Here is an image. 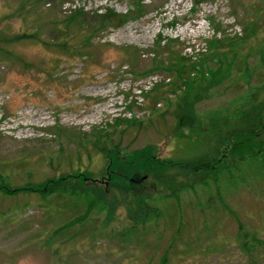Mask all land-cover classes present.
Instances as JSON below:
<instances>
[{
	"label": "rangeland",
	"instance_id": "374dc122",
	"mask_svg": "<svg viewBox=\"0 0 264 264\" xmlns=\"http://www.w3.org/2000/svg\"><path fill=\"white\" fill-rule=\"evenodd\" d=\"M74 9L83 10L67 25L78 31L77 41L86 38L79 29L99 26L96 12L112 9L126 14V20L94 30L84 55L69 57L55 49L66 35L57 26H65ZM245 22L257 32L250 42L233 45L240 51L228 59L233 72L222 70L225 59L212 58L202 66L221 71L201 81L203 97L195 105L200 119L242 105L258 80L255 73L243 75L246 66L264 73V0H205L197 5L194 0H0V39L22 33L40 38L14 42L10 49L17 57L0 56V176L5 183L0 184V264H264V178L239 182L234 173L236 184L226 191L221 187L228 208L211 182L196 194L181 192L177 200L161 198L167 191L153 192L163 218L128 235L123 233L122 200L116 201L108 224L102 223L103 211L75 222L84 215L81 201L9 192L78 168L91 171L92 179L110 189L111 177L100 174L104 160L87 142L97 131L124 151L148 144L161 158L202 154L193 138L175 134L173 100L179 91L173 86L182 82L164 69L144 76L131 71L140 73L165 58L154 46L158 34L177 39L173 49L193 60L199 50L209 52L203 40L213 36L214 27L232 37L243 32ZM67 37V44L76 40ZM258 43L259 49L249 51ZM155 82L162 86L144 97L140 89ZM117 116L140 119L144 127L114 128ZM189 130L194 127L184 132ZM239 223L257 232L248 250L237 241Z\"/></svg>",
	"mask_w": 264,
	"mask_h": 264
},
{
	"label": "trees",
	"instance_id": "16d2710c",
	"mask_svg": "<svg viewBox=\"0 0 264 264\" xmlns=\"http://www.w3.org/2000/svg\"><path fill=\"white\" fill-rule=\"evenodd\" d=\"M203 1L205 0H194V4L197 5ZM82 11V9H74L70 12V18L65 21L66 25L57 26L60 33L66 34L65 39L55 48L61 54L67 53L69 57L84 55L81 51L87 48V43L92 38L94 30H98L111 22L119 25L126 20V14L116 13L112 9L96 12L95 23L99 26H87L85 29H79L86 34V38L77 41L78 31L70 29L71 27L67 25L74 23L76 20L74 18L83 14ZM242 31L241 34L230 37L222 29L217 26L214 27L213 36L203 40L209 52L205 53L206 51L199 50L197 58L193 60L173 49L177 45V39L162 37L158 34L154 46L156 52L165 58L156 61L155 66L142 70L140 73L135 70L131 71L133 75L144 76L153 73L158 68L164 69L169 73H174L179 83L182 82L180 86L176 84L173 86L179 91L173 100V117L175 118V128L178 129L175 134L180 138H193L195 140L193 145H200L203 149L202 154L192 157L171 156L161 158L154 154L153 146L148 144L146 147L124 151L118 143L113 144L111 138L107 137L105 133L97 131L93 138L87 142L90 143L91 149L104 160L100 174H106L108 179L109 176L111 177L112 187L110 189L101 187L99 180L92 179L93 173L91 171L78 168L68 171L65 175L60 174L55 178H45L40 182L13 187L11 191L6 190V192H37L41 200L58 195L59 197L67 196L69 199L81 201L86 205L84 215L75 218V222L88 217L92 212L100 213L103 211L105 218L102 223L108 224L114 218L113 212L117 207L115 206L116 201L122 200L126 218L123 233L126 235L148 224H157L163 218V210L153 204L157 198L153 192L167 191V195H162L161 198L168 196V198H176L177 200L178 194L181 192L190 191L196 194L197 188L209 186L211 182L215 186L217 198L223 207L228 208L220 194L221 187L223 191L233 187L236 184L235 174L239 182L250 177L264 178V73L261 74L256 66L255 68L246 66L242 70L243 75L247 77L254 73L257 74L258 80L248 90L247 97L241 106L239 103L240 108L237 106L235 109H228L226 112H212L206 118L200 119L196 114L195 105L203 97L201 81L208 79V77L214 78L216 71H221L220 69L204 71L203 64L208 63L212 58L225 59L228 64L224 65L222 70L230 75L233 70L231 61L228 59L232 60V57L240 52H237L236 48L238 47L233 45L250 42L252 35H256L257 27L250 22H245ZM67 36L76 39L75 42L67 44ZM23 39L39 40L40 38L37 34L30 33L18 34L11 38H1L0 56L17 57L10 47L14 42ZM46 46L52 47L48 44ZM252 47L249 46V51L259 49L261 44L258 43ZM263 59L264 57L262 58L264 63ZM134 60L133 57L128 59L132 68H135ZM237 71L240 72L241 70L237 69ZM208 72L209 74L206 75ZM160 86H162V82H155L148 89H140V93L144 97H148L151 92L158 91ZM158 101L157 98L152 101L154 108ZM147 123H151V121H147ZM112 126L114 128L121 126L124 129H127V126L136 129L144 127L143 121L140 119H127L119 116L114 118ZM193 127L194 130H189L188 133L184 132V129H192ZM81 146L84 144L81 143ZM195 148L198 147L195 146ZM88 154L90 153L88 152ZM130 178L132 179L130 180ZM0 184L5 185L2 176H0ZM136 187H142V189H135ZM146 189L149 192H145ZM210 203L207 202L206 207L214 211L215 207ZM205 221L207 222V220ZM68 225L65 224L62 228H68ZM237 241L240 247L248 250L257 241V232L246 230L239 223Z\"/></svg>",
	"mask_w": 264,
	"mask_h": 264
}]
</instances>
